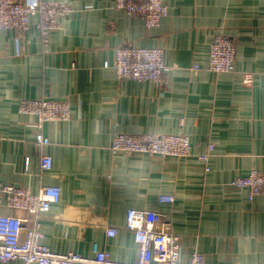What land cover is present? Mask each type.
I'll return each mask as SVG.
<instances>
[{
  "label": "crops",
  "instance_id": "obj_1",
  "mask_svg": "<svg viewBox=\"0 0 264 264\" xmlns=\"http://www.w3.org/2000/svg\"><path fill=\"white\" fill-rule=\"evenodd\" d=\"M43 1L73 10L46 42L35 18L25 33L0 30V183L33 193L60 188L59 204L39 220L42 243L83 256L97 243L115 260L135 262L127 211L154 210L179 234L182 261L196 251L207 264H264V195L251 200L230 186L253 170L264 173V0H164L169 13L153 29L116 10L115 0ZM219 33L237 51L234 71L217 75L208 48ZM119 46L162 49L170 70L160 83L119 80L104 67ZM42 98L66 100L71 117L44 123L39 130L51 144L40 147L38 119L19 114L18 103ZM118 133H185L192 156L114 155ZM211 144L206 171L198 157ZM44 155L52 160L47 171ZM161 195L174 202L159 203ZM0 215L33 226L25 211L5 204ZM110 226L120 227L112 238Z\"/></svg>",
  "mask_w": 264,
  "mask_h": 264
},
{
  "label": "built area",
  "instance_id": "obj_2",
  "mask_svg": "<svg viewBox=\"0 0 264 264\" xmlns=\"http://www.w3.org/2000/svg\"><path fill=\"white\" fill-rule=\"evenodd\" d=\"M114 8L127 17L141 18L148 29L157 28L169 9L164 0H115ZM73 12L66 2L43 0H0V30H15L25 33L37 19L36 26L46 42L49 35L60 29V19ZM236 44L225 34L214 36L208 48V62L211 72L219 75L231 73L235 69ZM111 69L119 80L160 83L170 70L165 62L164 50L159 48H136L119 46L115 49ZM197 66H195V69ZM253 76L245 74L244 84H251ZM21 115L36 116L35 143L48 146L51 141L39 130L46 122H67L71 117L70 105L59 99H25L18 103ZM184 126L182 120L181 124ZM214 145H209L206 153L198 159L209 171V161ZM112 154L147 155L149 157L184 159L192 156V142L188 134H114L110 146ZM40 166L43 171L52 168V160L44 155ZM230 186L246 190L249 199L264 195V173L257 170L245 176H238ZM61 200V190L56 186H43L33 193L28 188L0 183V205L25 211L32 218V227L27 226V218L0 215V262L20 260L24 264H207L203 254L193 252L186 261L181 259L180 236L174 232L172 222L162 212L154 210L130 209L126 214L124 229L133 232L138 248L135 262L115 260L111 254L94 243L92 256L74 252H55L42 243L39 220ZM159 203L171 204L173 196H159ZM120 227L105 228L107 237H115ZM220 264H234L224 262Z\"/></svg>",
  "mask_w": 264,
  "mask_h": 264
},
{
  "label": "trees",
  "instance_id": "obj_3",
  "mask_svg": "<svg viewBox=\"0 0 264 264\" xmlns=\"http://www.w3.org/2000/svg\"><path fill=\"white\" fill-rule=\"evenodd\" d=\"M25 100V99H24Z\"/></svg>",
  "mask_w": 264,
  "mask_h": 264
}]
</instances>
